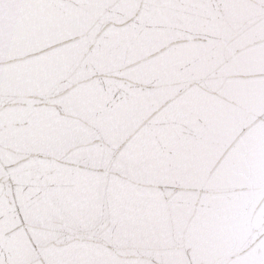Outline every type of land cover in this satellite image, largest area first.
<instances>
[{
    "label": "snow or ice",
    "instance_id": "snow-or-ice-1",
    "mask_svg": "<svg viewBox=\"0 0 264 264\" xmlns=\"http://www.w3.org/2000/svg\"><path fill=\"white\" fill-rule=\"evenodd\" d=\"M0 264H264V0H0Z\"/></svg>",
    "mask_w": 264,
    "mask_h": 264
}]
</instances>
